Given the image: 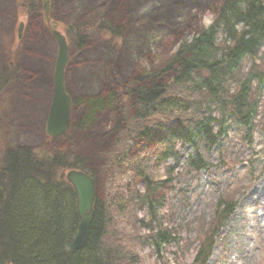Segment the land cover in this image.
<instances>
[{
    "label": "rangeland",
    "instance_id": "obj_1",
    "mask_svg": "<svg viewBox=\"0 0 264 264\" xmlns=\"http://www.w3.org/2000/svg\"><path fill=\"white\" fill-rule=\"evenodd\" d=\"M27 1L0 0V72L9 67L13 72L10 81L0 86V151L25 148L39 156L78 155L92 172L96 197L126 204L128 188L142 192L144 185L133 169L114 165L111 156L138 155L146 145L140 140L125 141L118 126L121 116L132 115L128 89L139 84H129L144 72L160 71L183 39L209 25L222 0H48L47 17L57 23L68 43L67 93L78 101L111 96V106L80 129L76 124L84 108L71 106L69 128L57 138L45 133L57 45L43 20L44 0L33 11L25 10ZM104 24L122 29L120 37L103 30ZM159 80L169 81L170 76ZM261 116L255 119L249 140L243 131L228 129L224 152L212 151L208 170L182 175L180 184L171 182L157 192L163 201L158 216L180 237L178 244L165 247L160 258L150 245L140 243L148 231L126 223L130 212L125 216L115 212L110 228L133 239L135 243H123L139 256V264H191L198 244L212 228L220 199L236 205L218 232L206 264H264V176L251 180L246 166L247 160L256 162L258 171L264 164ZM189 154V146L180 150L179 160L167 161L170 170L161 168L159 177L173 176ZM222 161L225 166L219 164Z\"/></svg>",
    "mask_w": 264,
    "mask_h": 264
},
{
    "label": "trees",
    "instance_id": "obj_2",
    "mask_svg": "<svg viewBox=\"0 0 264 264\" xmlns=\"http://www.w3.org/2000/svg\"><path fill=\"white\" fill-rule=\"evenodd\" d=\"M24 8H41L40 0H28ZM104 25L103 30L120 37L122 29ZM247 65L248 70L240 76ZM12 75L11 67L3 69L0 86L8 83ZM162 75H169L170 80H159ZM136 84L138 88L128 89L132 115L121 116L118 126L125 141L140 140L146 145L138 155H112L111 162L133 169L144 190L129 187L126 204L103 202L95 194L94 216L85 245L80 251L68 253L79 217L74 190L59 174L81 170L93 178L85 160L78 155L39 156L25 148L2 149L0 264H139V256L123 243L133 239L124 231L125 237L110 228L115 212L125 216L129 211L126 223L130 221L148 231L140 243L150 245L157 257L165 247L178 244L176 229L167 228L158 216L163 201L157 192L171 182L180 184L182 175L208 170L212 151L218 155L224 152L228 129L243 131L249 140L259 113L264 140V3L222 0L208 26L183 39L160 71L144 72L129 86ZM79 105L84 108L76 124L80 129L92 123L97 112L111 106V96L72 100V106ZM186 146L190 154L181 167L175 168L173 176L160 178L159 170H170L167 161H178L180 150ZM247 161L244 164L249 166L251 180L264 175V164L257 171L256 162ZM219 164L225 166L226 161ZM235 205L222 199L217 202L212 228L198 244L191 264H206L216 236ZM138 211L144 216L139 217Z\"/></svg>",
    "mask_w": 264,
    "mask_h": 264
},
{
    "label": "water",
    "instance_id": "obj_3",
    "mask_svg": "<svg viewBox=\"0 0 264 264\" xmlns=\"http://www.w3.org/2000/svg\"><path fill=\"white\" fill-rule=\"evenodd\" d=\"M45 13L48 0L44 2ZM22 24L19 25L20 34ZM52 35L57 44V56L53 68L52 95L49 105L45 133L50 138H57L66 133L70 125L71 97L65 87V69L68 62V44L66 38L56 29ZM19 37V36H18ZM61 180L66 181L74 190L79 223L75 236L68 247V253L80 251L86 242L89 226L94 216L95 183L94 179L81 170L62 171Z\"/></svg>",
    "mask_w": 264,
    "mask_h": 264
},
{
    "label": "flooded vegetation",
    "instance_id": "obj_4",
    "mask_svg": "<svg viewBox=\"0 0 264 264\" xmlns=\"http://www.w3.org/2000/svg\"><path fill=\"white\" fill-rule=\"evenodd\" d=\"M46 0H44L43 1V11H42V13H43V20H44V23H45V25H46V27L47 28H49L50 30H51V32L53 31V30H58V28H59V26L57 25V23H55V22H53V21H51L48 17H47V14H48V11L45 13V7H44V2H45ZM21 6H24V3L23 4H21ZM20 25V24H19ZM19 29V28H18ZM69 30H71V29H69ZM17 35L18 36H20V34H18L17 33Z\"/></svg>",
    "mask_w": 264,
    "mask_h": 264
},
{
    "label": "bare ground",
    "instance_id": "obj_5",
    "mask_svg": "<svg viewBox=\"0 0 264 264\" xmlns=\"http://www.w3.org/2000/svg\"><path fill=\"white\" fill-rule=\"evenodd\" d=\"M19 38V37H18ZM35 108H37L36 106H34ZM32 125V123L29 124V127Z\"/></svg>",
    "mask_w": 264,
    "mask_h": 264
}]
</instances>
